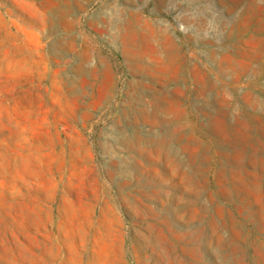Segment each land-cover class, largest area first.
<instances>
[{"label": "rangeland", "instance_id": "rangeland-1", "mask_svg": "<svg viewBox=\"0 0 264 264\" xmlns=\"http://www.w3.org/2000/svg\"><path fill=\"white\" fill-rule=\"evenodd\" d=\"M0 264H264V0H0Z\"/></svg>", "mask_w": 264, "mask_h": 264}, {"label": "bare ground", "instance_id": "bare-ground-1", "mask_svg": "<svg viewBox=\"0 0 264 264\" xmlns=\"http://www.w3.org/2000/svg\"><path fill=\"white\" fill-rule=\"evenodd\" d=\"M200 20H201V19H200ZM144 57H145V56H144ZM214 59H215V57H214ZM140 60H142V61H144V62L146 61V59L143 58V57H141ZM157 72H158V70H157ZM141 74H142V73H141ZM154 75H155V74H154ZM210 82H211V81H210ZM212 83H213V82H212ZM208 90H209V89H208ZM210 92H211V91H210ZM212 93H213V92H212ZM210 94H211V93H210ZM207 96H208V95H207ZM209 97H210V96H209ZM214 98H215V97H214ZM149 101H150V100H149ZM151 102H152V101H151ZM205 102H206V101H204L203 103H205ZM207 102H208V101H207ZM214 102H215V101H214ZM208 103H210V102H208ZM161 105H162V104H161ZM203 105H204V104H203ZM206 105H207V104H206ZM206 105H204V106H206ZM209 105H210V104H208V106H209ZM196 106H197V105H196ZM210 106H211V105H210ZM206 107H207V106H206ZM199 108L201 109V106H200ZM161 109H162V108H161ZM200 109H199V110H200ZM203 109H204V108H203ZM213 109H214V108H212V110H213ZM162 110H163V109H162ZM164 110H165V109H164ZM164 110H163V111H164ZM200 111H201V110H200ZM198 112H199V111H198ZM201 112H202V111H201ZM200 114H202V113H200ZM203 117H205V116L203 115ZM203 117H202V118H203ZM202 118H201V119H202ZM205 119H206V117H205ZM201 121H202V120H201ZM204 125H205V124H204Z\"/></svg>", "mask_w": 264, "mask_h": 264}]
</instances>
